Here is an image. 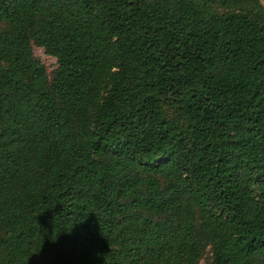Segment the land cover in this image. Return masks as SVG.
<instances>
[{"label":"trees","instance_id":"trees-1","mask_svg":"<svg viewBox=\"0 0 264 264\" xmlns=\"http://www.w3.org/2000/svg\"><path fill=\"white\" fill-rule=\"evenodd\" d=\"M0 264H264V0H0Z\"/></svg>","mask_w":264,"mask_h":264},{"label":"rangeland","instance_id":"rangeland-1","mask_svg":"<svg viewBox=\"0 0 264 264\" xmlns=\"http://www.w3.org/2000/svg\"><path fill=\"white\" fill-rule=\"evenodd\" d=\"M34 55L46 65L50 73L57 68V60L54 57L49 56L43 48L34 47Z\"/></svg>","mask_w":264,"mask_h":264}]
</instances>
